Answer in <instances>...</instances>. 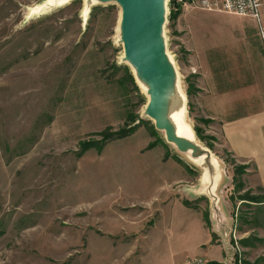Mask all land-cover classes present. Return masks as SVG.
Instances as JSON below:
<instances>
[{
  "label": "rangeland",
  "instance_id": "1",
  "mask_svg": "<svg viewBox=\"0 0 264 264\" xmlns=\"http://www.w3.org/2000/svg\"><path fill=\"white\" fill-rule=\"evenodd\" d=\"M45 1L0 0V264H264V244L239 245L264 240V207L253 220L256 207L238 199L261 193L246 173L237 178L243 190L234 188L242 165L218 133V84L206 81L204 97L200 83L212 75L206 60H218V13L166 0L162 27L183 112L178 135L219 164L213 207L200 194V160L166 142L145 113L148 85L123 59L117 4L67 0L36 10ZM171 1L182 9L172 22ZM236 105L225 107L245 110ZM128 114L139 118L133 134L79 157L81 142L132 127Z\"/></svg>",
  "mask_w": 264,
  "mask_h": 264
},
{
  "label": "crops",
  "instance_id": "2",
  "mask_svg": "<svg viewBox=\"0 0 264 264\" xmlns=\"http://www.w3.org/2000/svg\"><path fill=\"white\" fill-rule=\"evenodd\" d=\"M257 1L259 22L218 13V60H206L212 75L209 79L201 75L200 83L204 97L209 96L206 81L218 84L219 136L231 157L246 166L243 181L264 190V0ZM225 104L245 110L233 114L236 109L231 112L233 108ZM249 104L260 105L250 109Z\"/></svg>",
  "mask_w": 264,
  "mask_h": 264
},
{
  "label": "water",
  "instance_id": "3",
  "mask_svg": "<svg viewBox=\"0 0 264 264\" xmlns=\"http://www.w3.org/2000/svg\"><path fill=\"white\" fill-rule=\"evenodd\" d=\"M98 1L103 3L113 1L117 4L122 31L120 41L123 49V59L131 65L135 79L148 85L150 99L145 113L160 126V128H155V131L160 130L164 134L166 142L177 147L181 153L188 155L190 152V155L200 160V166L198 167L202 171L200 186L207 182L203 189L200 187V194L210 197L213 200L212 205L214 207L216 199L210 193L219 179V164L214 162L212 158L207 160L206 156L210 157L211 155L197 143L190 142L178 135V127L183 123V112H181L182 109L178 112L177 98L179 99L180 96L173 88L175 74L170 66V61V64H168L162 37V27L167 15L166 0ZM161 58L167 62L173 74V84L171 91L169 90V93L171 92L170 97H172L170 99H165L164 78L166 72L161 65ZM176 113L178 115L173 122L171 118ZM189 130L194 133L192 129ZM216 216L217 223L220 224L221 221L218 219L217 211ZM230 233V229L227 228L222 239L225 243Z\"/></svg>",
  "mask_w": 264,
  "mask_h": 264
},
{
  "label": "trees",
  "instance_id": "4",
  "mask_svg": "<svg viewBox=\"0 0 264 264\" xmlns=\"http://www.w3.org/2000/svg\"><path fill=\"white\" fill-rule=\"evenodd\" d=\"M95 8L94 7L92 8L91 13L95 10ZM181 12H182L181 5L175 4L174 1H171L169 3V21L170 22L175 21L179 17V15H181ZM186 92L188 93L192 92V87L190 85L188 86V89ZM127 119L129 120V123L133 125L132 127H130L129 125H125L124 128L120 129L119 131H113L107 128L99 134L100 138L98 140H89V141L81 142L79 144V148H80L79 153H78L79 157L91 149H94L98 151L99 153L106 146L107 143L111 141H115V140L124 139L126 137H129L131 134H133L135 131V126L138 124L137 120H139V118L132 117L131 114H128ZM193 132H194L195 137L198 140L202 141L199 129L193 128ZM207 148H209V146H207ZM245 167L246 166H238V167H235L233 171L234 177L232 179V182L237 192L243 190V185L241 184L239 179L237 180V178L240 177L241 173H245V170H246ZM258 191L261 194H257L254 196H249L248 194H245L244 196H238V199L241 202L245 203V205L250 203L251 205L253 204L256 207V212H254V215L252 217L253 220L263 215L264 190H262L261 188H258ZM246 219H249V218H246ZM254 243L264 244V240L249 236L239 241V245L242 248H254L256 246ZM237 263H238V260H235V264ZM242 264H246V262H242ZM253 264H259V261H255Z\"/></svg>",
  "mask_w": 264,
  "mask_h": 264
},
{
  "label": "built area",
  "instance_id": "5",
  "mask_svg": "<svg viewBox=\"0 0 264 264\" xmlns=\"http://www.w3.org/2000/svg\"><path fill=\"white\" fill-rule=\"evenodd\" d=\"M177 3H180L182 5L183 11H187L189 10V8H195L200 11H204L208 13H223L238 17L251 18L259 22L260 4L257 0H191L188 3H185L182 0H177ZM231 233L230 236H232ZM223 243L227 247L228 240L226 243L223 241ZM234 251L235 249H232V252ZM227 259L228 258H226L224 263L222 264H228ZM182 264H213V263L205 261L204 259L201 258H194V259H189Z\"/></svg>",
  "mask_w": 264,
  "mask_h": 264
},
{
  "label": "bare ground",
  "instance_id": "6",
  "mask_svg": "<svg viewBox=\"0 0 264 264\" xmlns=\"http://www.w3.org/2000/svg\"><path fill=\"white\" fill-rule=\"evenodd\" d=\"M66 2H67V0H46V2H43L42 4H40V6H38L36 10H39V11L49 10V9L54 8L56 6H60L62 4H65ZM160 62H161V65L166 72V75L164 78V85L166 88L165 99H170L172 97H170L171 92L169 93V90L172 88L173 74H172V71H171L169 65L167 64V62L163 58L160 59ZM166 105H168V104H166ZM204 185H207V182H204ZM204 185L201 186L202 189L204 188Z\"/></svg>",
  "mask_w": 264,
  "mask_h": 264
}]
</instances>
